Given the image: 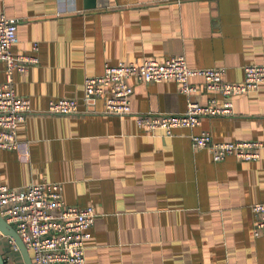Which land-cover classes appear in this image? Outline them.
<instances>
[{"label":"crops","instance_id":"0c3cea01","mask_svg":"<svg viewBox=\"0 0 264 264\" xmlns=\"http://www.w3.org/2000/svg\"><path fill=\"white\" fill-rule=\"evenodd\" d=\"M1 12L18 19L14 52L34 53L38 43L40 61L14 73L34 111L19 125L20 148H0V184L58 181L66 203L93 205L84 264H264L251 209L264 201V146L257 160H215L191 139L208 131L218 141L264 143V84L232 97L234 115L205 117L172 136L143 131L136 115L222 102L202 76L191 77V95L173 79L130 78L129 114L104 113L103 97L80 102L88 113L46 112L52 99L82 101L85 79L120 61L184 54L191 67H225L226 80L243 81L247 65L264 64V0H0ZM0 252L6 264H25L1 232Z\"/></svg>","mask_w":264,"mask_h":264},{"label":"built area","instance_id":"2783aa9c","mask_svg":"<svg viewBox=\"0 0 264 264\" xmlns=\"http://www.w3.org/2000/svg\"><path fill=\"white\" fill-rule=\"evenodd\" d=\"M19 40L18 19L1 12L0 60L6 62V79L0 83V148L10 150L20 148L19 125L34 111L30 99L17 93L14 73L26 72L40 61L36 53L38 43L33 45L34 53H15L13 47ZM224 74L225 67H191L184 54L172 55L163 61H120L115 65L107 64L103 73L85 79L84 99L103 97L104 113L124 115L133 112L134 86L130 78L145 82L173 79L179 83L182 93L191 95L198 89L191 77L202 76L203 88L221 93L222 102L211 97L206 103L189 100L187 108L181 112L137 113L136 122L143 131H161L164 136H172L176 128H194L205 117L234 115L232 97L254 91L264 84V64L260 63L247 65L241 82L228 81ZM46 112L71 115L90 111L81 110L78 98L63 96L52 99ZM191 139L193 147L208 148L215 160L230 154L243 160H257L264 146L260 140L218 141L208 131L192 134ZM251 209L255 216V234L260 235L264 233V201L253 203ZM0 214L21 236L33 264L86 262L87 241L92 235L97 210L93 205L66 203L61 182L41 181L24 186L0 184ZM11 241L18 249L12 238Z\"/></svg>","mask_w":264,"mask_h":264},{"label":"water","instance_id":"95a60500","mask_svg":"<svg viewBox=\"0 0 264 264\" xmlns=\"http://www.w3.org/2000/svg\"><path fill=\"white\" fill-rule=\"evenodd\" d=\"M95 98L96 97L93 96L92 98L85 100L83 96L82 101H80L79 99L78 100L79 102L88 103L94 100ZM0 232L5 235L10 236L16 242V244L18 245V248L21 250L23 254L25 264H33L31 254L28 248L26 247L25 243L23 242L21 236L16 231V229L11 224H9L1 214H0ZM0 264H6L1 252H0Z\"/></svg>","mask_w":264,"mask_h":264}]
</instances>
